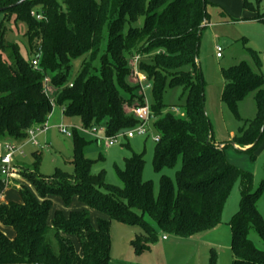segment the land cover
<instances>
[{"label":"trees","instance_id":"16d2710c","mask_svg":"<svg viewBox=\"0 0 264 264\" xmlns=\"http://www.w3.org/2000/svg\"><path fill=\"white\" fill-rule=\"evenodd\" d=\"M20 1L0 0V9H5L0 10V140L23 141L29 129L44 128L53 102L65 116L80 118L87 130L104 127L107 137L135 128L139 122L133 110L145 104L136 67L150 85L156 119L152 127L160 137L155 142L154 170L161 173L178 164L180 168L174 179L161 176L156 193L154 184L143 179L145 151L137 154L126 144L131 154L124 158L123 168L115 166L122 186L110 185L104 170L93 173L105 158H86L90 142L74 128V172L42 175L36 151L33 170L21 175L42 200L22 186L21 202L0 203V226L15 233L10 239L0 229V264H109L113 221L142 228L143 234L131 244L137 254L150 251L161 237L191 239L222 223L238 181L240 208L229 222L234 264H264V250L250 239L255 231L264 243V219L256 204L264 196V180L254 191L252 173L227 161L226 146L215 143L205 109L198 51L202 26L208 21V0H25L14 6ZM261 2L257 0L255 9L244 0V9L255 13L251 20L264 22V13L258 12ZM11 19L26 27L30 51L26 55L18 44L4 42L5 23ZM107 23L108 46L101 52ZM5 52L10 53L8 59ZM38 57L35 68L32 61ZM75 60L82 61L72 78ZM223 77L222 98L238 120H242L238 103L255 92L257 116L239 129L233 144L251 146L244 151L256 160L264 140V75L242 62L224 70ZM174 89L180 90L181 105L165 102L166 92ZM7 187L1 178L0 197ZM53 197L61 198L66 207L77 197L102 215L97 227L88 210L68 216L57 210L50 225ZM214 258L211 251V264Z\"/></svg>","mask_w":264,"mask_h":264},{"label":"rangeland","instance_id":"374dc122","mask_svg":"<svg viewBox=\"0 0 264 264\" xmlns=\"http://www.w3.org/2000/svg\"><path fill=\"white\" fill-rule=\"evenodd\" d=\"M62 3V0H58ZM257 9V0H248ZM206 11L208 21L202 30L200 46L198 51V63L204 83L205 109L210 120L215 143L220 147H225V157L227 161L240 170L252 173L254 176L253 190L256 191L264 180V140L256 151V160H252L251 154L244 150L251 146L239 147L233 144V139L239 134V129L247 121L254 120L257 116V106L255 92H250L238 103V113L242 120H238L233 114L230 105L223 100L225 89V79L223 71L242 62H246L255 73L264 75V22L251 20L255 13L246 11L243 7L244 0H208ZM258 12L264 13V0H262ZM142 20L138 26L142 24ZM109 24L103 30V40L101 42V52L105 51L109 41ZM6 32L4 42L7 44H18L22 53H30L27 46L26 27L21 22L11 19L5 23ZM222 48V57L217 56L216 47ZM254 54L258 57L260 65L257 64ZM10 56L9 52L4 53L5 59ZM82 60H75L72 64L71 76L74 78L79 70ZM98 65V64H97ZM99 67V66H98ZM180 90H168L165 95V102L170 106H177L183 103L179 98ZM145 103L152 105L151 88H145ZM156 120V119H155ZM154 120V121H155ZM154 122L151 124L153 125ZM151 125V130L146 137H136L134 139L118 141L113 146H107L105 140L106 129L104 127L85 129L82 121L78 117H67L61 108L55 107L52 115L48 119L47 127L44 131L37 133V143L35 146L31 142L24 147V155L16 157L21 161H16V175L9 182V191L6 198L19 199V180L23 171H32L34 162L33 153L39 151L41 163L39 172L42 175H53L57 170L72 174L74 172L71 164L73 156V138L67 137L60 132V126L74 127L83 136L89 145L84 154L90 160H98L102 155L104 161L96 163L93 173L97 174L101 170L106 172V181L110 185L121 187L122 183L118 178L115 166L124 167L122 157L130 156V151L125 148L130 144L132 150L137 154L145 151V167L143 171L144 181H151L154 184L155 192L159 191V181L161 176L168 175L172 179L180 164L175 169H165L157 173L153 167L155 152V141L157 135ZM13 142L10 139L0 140V155L3 154L4 146ZM242 150V151H240ZM4 177L0 173V179ZM24 179V178H22ZM27 188L34 189L33 185L27 181H22ZM63 204L61 198L56 197ZM241 201V182L238 181L225 207L222 223L215 228L199 233L191 239L178 238L172 235L167 236V241L162 237L154 244L150 251L137 254L132 248V242L137 236L143 234L139 226H128L119 222L111 223V260L109 264H211V251L215 255V264H234L231 252L233 240L232 229L229 225L232 217L239 211ZM257 208L264 219V196L259 197ZM63 206V205H62ZM56 203L50 212V217L54 214ZM92 222L97 227L96 217ZM250 239L259 249L264 250V243L255 231L250 232ZM55 247V241L52 239Z\"/></svg>","mask_w":264,"mask_h":264},{"label":"built area","instance_id":"2783aa9c","mask_svg":"<svg viewBox=\"0 0 264 264\" xmlns=\"http://www.w3.org/2000/svg\"><path fill=\"white\" fill-rule=\"evenodd\" d=\"M39 20L42 19L41 16H37ZM217 50V56L219 58L222 57V48L220 46L216 47ZM39 57L36 58L35 60L32 61L33 67L37 68L39 65ZM138 59L134 60V64L136 66ZM135 75L142 86V91L143 93L145 92V88L148 86L150 87L149 84H147V79L144 75L140 74L138 70L135 67ZM45 83L47 85V88H49L50 80L49 78H45ZM53 107L55 108V103H52ZM54 110V109H53ZM63 111V110H62ZM176 113H179V110L174 109ZM53 113V112H52ZM51 116V115H50ZM133 116L138 120L139 124L130 130H127L125 132H121L117 134L116 136L113 137H106L107 141V146L113 147L115 146L118 141H122L124 139L129 140V139H134L136 137H146L149 135L150 130H151V123L154 122L155 116L154 113L151 109V106L147 105L146 103L142 106L136 107L133 110ZM50 118V117H49ZM47 124L44 128H31L27 131V138L23 141H13L11 143H7L4 146V151L3 154L0 155V173L4 177L3 181L6 183L7 186H9V182L14 178L16 175V157L24 155V150L23 147L31 142L33 145L37 146L38 143L36 141L37 139V133L42 132L46 129ZM60 132L63 135H66L67 137H72V131L74 127L70 128L68 126H60L59 127ZM160 139L159 135H156L153 140L155 142H158ZM163 240H167L166 237H163Z\"/></svg>","mask_w":264,"mask_h":264},{"label":"crops","instance_id":"0c3cea01","mask_svg":"<svg viewBox=\"0 0 264 264\" xmlns=\"http://www.w3.org/2000/svg\"><path fill=\"white\" fill-rule=\"evenodd\" d=\"M206 26V25H205ZM63 112V111H62ZM52 115V114H51ZM123 158V160H124V158L125 157H122ZM20 158H16V161H21V160H19ZM22 181H26L25 179H20L19 180V188H17V190H19L22 186H25L24 184H21L22 183ZM26 187V186H25ZM9 186L6 188V191L4 192V194L0 197V203H9V202H11V201H13V200H10V199H7L6 198V193L9 191ZM35 196H36V198H38L39 200H42L41 198H40V196L37 194V192H36V190H35V188L34 189H32V188H28ZM19 199L17 200V199H14V202H21V197H20V195H19V197H18ZM52 208H53V205L56 203V208H55V212L57 211V210H61V211H63V213L66 215V216H68L71 212H73V211H84V210H88L89 212H90V216H91V222H92V219L94 218V215H95V217H96V221L98 222V220H99V218H101L102 217V215H100L99 213H97L96 211H94V210H91L90 208H88L86 205H84L83 203H81L80 201H79V199L77 198V197H74L73 199H72V203H71V205L69 206V207H66L65 205H64V203L63 204H61L58 200H57V198L56 197H53L52 199ZM61 201H62V199H61ZM63 202V201H62ZM63 205V206H62ZM54 212V213H55ZM53 217H54V214L51 216V217H49V220H48V223L51 225V222H52V220H53ZM92 226L94 227V228H96V226L94 225V223L92 222ZM0 229H1V231L8 237V238H10V239H13L14 238V236H15V233H14V231H13V229H11V228H9V227H4V226H0ZM163 239V238H162ZM163 241H167V240H163Z\"/></svg>","mask_w":264,"mask_h":264},{"label":"water","instance_id":"95a60500","mask_svg":"<svg viewBox=\"0 0 264 264\" xmlns=\"http://www.w3.org/2000/svg\"><path fill=\"white\" fill-rule=\"evenodd\" d=\"M24 1H25V0H21L19 3L15 4L14 6H16V5H18V4H21V3H23ZM0 10H5V9H0ZM203 26H205V24H204Z\"/></svg>","mask_w":264,"mask_h":264}]
</instances>
